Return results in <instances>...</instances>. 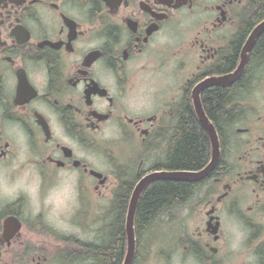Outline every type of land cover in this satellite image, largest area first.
I'll use <instances>...</instances> for the list:
<instances>
[{"label":"flooded vegetation","instance_id":"1","mask_svg":"<svg viewBox=\"0 0 264 264\" xmlns=\"http://www.w3.org/2000/svg\"><path fill=\"white\" fill-rule=\"evenodd\" d=\"M263 38L264 0H0V264H101L106 219L179 171L169 144L187 111L199 122V87L208 118L204 94L232 90L230 113L209 118L214 169L134 221L130 264H264Z\"/></svg>","mask_w":264,"mask_h":264},{"label":"trees","instance_id":"2","mask_svg":"<svg viewBox=\"0 0 264 264\" xmlns=\"http://www.w3.org/2000/svg\"><path fill=\"white\" fill-rule=\"evenodd\" d=\"M264 53V38L255 48L254 60L261 59ZM232 90L209 89L204 94L205 110L213 121L228 115L225 111L230 103ZM211 158V144L206 130L198 122L190 111H187L184 122L178 125L174 136L170 140L167 167L170 170L199 171L203 169ZM199 182L180 180H158L149 186L140 201L135 226L143 229L153 223L157 217L187 199L194 193ZM123 189L121 195L113 204V208L122 211L124 205ZM110 218V217H108ZM106 225L114 228L111 243L105 249L92 248V254L96 261L101 264H119L125 251V228L126 218H110Z\"/></svg>","mask_w":264,"mask_h":264},{"label":"water","instance_id":"3","mask_svg":"<svg viewBox=\"0 0 264 264\" xmlns=\"http://www.w3.org/2000/svg\"><path fill=\"white\" fill-rule=\"evenodd\" d=\"M263 29V27H259L258 29L255 30V32L252 35L251 42H248L247 49H249L250 45L252 44L253 38ZM246 57L242 56L241 63L239 65L238 70L236 71L233 76H226V77H221L218 79H214V83H223L228 81V77H236L238 76V73H240L243 69V67L246 64ZM206 86L205 84L202 85ZM201 87L196 89L194 91V106L195 110L198 116V120L202 127L206 130L210 144H211V158L209 163L201 170L199 171H187V170H182V171H170V172H156L149 176L147 179H145L142 183L139 184V186L135 189L132 198L130 200L129 206H128V211H127V216H126V221H125V227H126V235H127V254L124 259L123 264H130L133 256H134V250H135V238H134V221H135V211H136V205L138 201V197L146 183H148L151 180L155 179H166V180H180V181H194L198 182L203 179H205L214 169V165L217 160V137H216V132L214 129V125L211 123L209 118L206 116L205 111L198 100V93L200 91Z\"/></svg>","mask_w":264,"mask_h":264},{"label":"rangeland","instance_id":"4","mask_svg":"<svg viewBox=\"0 0 264 264\" xmlns=\"http://www.w3.org/2000/svg\"><path fill=\"white\" fill-rule=\"evenodd\" d=\"M110 218H107L106 219V223L108 224V222L110 221L109 220ZM92 225H98V217H95V218H92Z\"/></svg>","mask_w":264,"mask_h":264}]
</instances>
